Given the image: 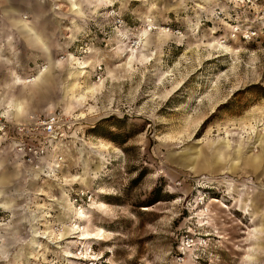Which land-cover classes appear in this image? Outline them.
<instances>
[{"label": "rangeland", "instance_id": "374dc122", "mask_svg": "<svg viewBox=\"0 0 264 264\" xmlns=\"http://www.w3.org/2000/svg\"><path fill=\"white\" fill-rule=\"evenodd\" d=\"M4 1L0 264H264V0Z\"/></svg>", "mask_w": 264, "mask_h": 264}, {"label": "crops", "instance_id": "0c3cea01", "mask_svg": "<svg viewBox=\"0 0 264 264\" xmlns=\"http://www.w3.org/2000/svg\"><path fill=\"white\" fill-rule=\"evenodd\" d=\"M0 11H2L6 16H8L11 20H13L14 25L16 26V28L19 30V32L22 35L27 36L28 39L30 38V40L34 39L33 40V44L38 43L39 45L43 46L46 49V44L47 43L44 41L43 35H42L41 32H39V34L35 33L34 36H33V34H32V36L30 34L27 35L28 34L27 32H30L32 30V26L31 25H33V24L29 20L24 19L23 16L24 15L26 16V14H27L24 10H22L20 7H15V6L10 5V4L8 5V4L5 3L4 0H0ZM8 34L11 35V33H8ZM36 38H38V39L36 40ZM22 39H23V41H22L23 44H27L28 45V41H27V39L24 36L22 37ZM13 40H15V41H13V44H14L16 42V40H17V37L15 36ZM42 40H43V42H42ZM1 44L2 43L0 42V45ZM38 49L40 50V48H38ZM39 50H38V54H39V56H41L42 53H41V50L40 51ZM46 50H44V52H46ZM14 51H15L14 54H16L17 53V48L16 47L14 48ZM12 102H14V101H11L10 103H12ZM17 105H21V104H17ZM20 107H22V110H24L22 105ZM16 112H17V110H16ZM17 114L20 115L22 113L19 114L17 112Z\"/></svg>", "mask_w": 264, "mask_h": 264}, {"label": "built area", "instance_id": "2783aa9c", "mask_svg": "<svg viewBox=\"0 0 264 264\" xmlns=\"http://www.w3.org/2000/svg\"><path fill=\"white\" fill-rule=\"evenodd\" d=\"M246 1H250V0H246ZM59 121H60L59 114L51 113L41 120V125L43 126V129L46 133H51L55 131L56 126L59 123ZM29 148L33 156H42V153L45 150L44 147H36L35 145H30Z\"/></svg>", "mask_w": 264, "mask_h": 264}, {"label": "bare ground", "instance_id": "6f19581e", "mask_svg": "<svg viewBox=\"0 0 264 264\" xmlns=\"http://www.w3.org/2000/svg\"><path fill=\"white\" fill-rule=\"evenodd\" d=\"M71 2H72V1H71ZM23 21H24V20H23ZM150 21H151L150 24L153 25L154 23H152V19H150ZM154 26H155V25H154ZM38 41H39V40H38ZM39 42H40V41H39ZM42 42H43V40H42ZM42 75L44 76L45 74H44V73H41V75H39V76H42ZM35 79H36V78H35ZM39 81H40V80H39ZM34 83H35V82H34ZM35 84H36V83H35ZM15 104H25V102H23V101H19V102L15 103ZM17 112H18L19 114L22 113V112H23L22 107L19 106V107L17 108Z\"/></svg>", "mask_w": 264, "mask_h": 264}]
</instances>
